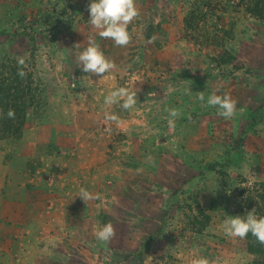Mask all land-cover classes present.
Wrapping results in <instances>:
<instances>
[{"label": "rangeland", "instance_id": "obj_1", "mask_svg": "<svg viewBox=\"0 0 264 264\" xmlns=\"http://www.w3.org/2000/svg\"><path fill=\"white\" fill-rule=\"evenodd\" d=\"M89 2L0 0L15 112L0 130V264H264V245L222 229L264 217V0H135L127 47L98 36ZM89 36L116 64L104 79L77 67ZM118 87L137 92L133 109L104 105ZM212 94L237 102L232 119ZM108 222L105 245L93 231Z\"/></svg>", "mask_w": 264, "mask_h": 264}, {"label": "clouds", "instance_id": "obj_2", "mask_svg": "<svg viewBox=\"0 0 264 264\" xmlns=\"http://www.w3.org/2000/svg\"><path fill=\"white\" fill-rule=\"evenodd\" d=\"M88 12L90 14L88 22L101 39L111 40L118 47H127L131 43L132 36L128 31V27L140 15L135 6V0H90ZM151 42L150 40L149 43ZM17 64L22 69L25 64L24 58L18 57ZM76 64L84 73L96 75L101 77L100 79L106 78V74L116 68V64L105 57L92 36L88 37V46L76 57ZM17 74L21 78L25 76L23 70H18ZM154 95L149 94V96ZM197 98L201 102L205 101L203 92H200ZM137 102L136 91L128 87H118L105 96L103 103L105 106L119 104L122 109L127 111L133 109ZM206 104L216 108L217 115L226 120L232 119L237 112V102L228 94L223 96L212 94L207 98ZM166 111L169 113L168 126L170 129H174L175 119L181 113L175 108L166 109ZM240 111L243 112V109H240ZM7 117L9 119L15 118L13 109L8 110ZM104 119L106 122L116 123L117 125L121 123L116 114L108 112L104 113ZM78 197L84 203L99 199L98 195H93L84 188L80 189ZM222 229L229 238L244 239L251 234L260 244L264 245V217H257L255 208L247 212L244 217L239 215L235 217L228 216L223 221ZM93 235L97 241L106 245L115 236V229L112 223L108 222L97 227L93 231ZM189 264H211V262L205 257H197L191 259Z\"/></svg>", "mask_w": 264, "mask_h": 264}, {"label": "trees", "instance_id": "obj_3", "mask_svg": "<svg viewBox=\"0 0 264 264\" xmlns=\"http://www.w3.org/2000/svg\"><path fill=\"white\" fill-rule=\"evenodd\" d=\"M193 13H190V15H192ZM199 15H201V18H203L205 15L203 14V13H199ZM196 19H198V18H196ZM200 21V20H199ZM187 23H189V22H187ZM198 23V22H197ZM189 25H190V23H189ZM3 83L2 82H0V130L1 129H8V127L7 126H5V125H9V127H10V123L13 121V119H9L8 117H7V112H8V110L9 109H12V107H10V105H9V103H8V100L7 99H5V98H3L2 97V90H3V85H2ZM27 89V87H25V86H22L21 87V85H20V88H19V91H18V93L19 94H23V92H25V90ZM4 115H5V118H3L4 117ZM246 239H248V241L250 242L249 243V248H250V250L254 253L255 252V250H259V247H261L262 246V244H260L257 240H256V238L255 237H253L251 234H249L247 237H246Z\"/></svg>", "mask_w": 264, "mask_h": 264}]
</instances>
